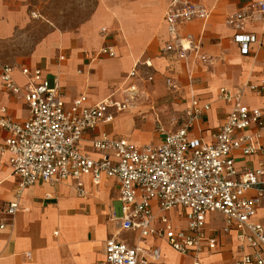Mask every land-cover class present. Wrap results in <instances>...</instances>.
Instances as JSON below:
<instances>
[{"label": "built area", "instance_id": "built-area-1", "mask_svg": "<svg viewBox=\"0 0 264 264\" xmlns=\"http://www.w3.org/2000/svg\"><path fill=\"white\" fill-rule=\"evenodd\" d=\"M208 17L209 11L193 0H171L165 14L170 37L165 51L186 61L193 55L195 63H208V56L199 54L193 35H181L179 30L183 24ZM254 19H264V0L227 17V23L236 29L233 39L242 55L257 41L244 30L246 22ZM116 55L110 45L97 52L98 57ZM138 66L137 62L128 79L137 74ZM187 69L191 76L189 65ZM14 70V66L0 62L3 88L22 96L28 108L23 121L13 120L5 106L0 108V129L8 133L0 142V154L9 156L17 177L14 197L5 208L9 216L20 209L23 192L38 182L56 184L75 179L83 194L85 176H91L94 184L111 178L119 185L121 203V215L117 217L114 211L112 217L121 231L138 232V238L134 246L115 237L108 239L103 264L157 262L159 247L146 250L141 245L150 237L164 240L190 257L193 264H201L202 254L219 246L218 237L207 234L205 228L213 212L224 216L223 232L237 233L242 252L238 264H264V225L257 219L258 208L264 207V103L245 102L248 93L264 94V80L220 88L217 99L229 110L222 124L210 132L203 123L212 104L199 98L190 82V102L177 130L168 131L158 121L162 138L158 144H136L102 135L93 140L100 156L95 159L78 145L83 134L113 122L117 114L132 108L140 97L137 86L129 84L123 89L126 97L122 99L111 96L89 104L82 95L67 103L59 81L50 82L41 67H20L24 86L15 81ZM168 84L175 86L170 80ZM176 209L184 210L185 226L169 215ZM4 227L1 224L0 228Z\"/></svg>", "mask_w": 264, "mask_h": 264}, {"label": "crops", "instance_id": "crops-1", "mask_svg": "<svg viewBox=\"0 0 264 264\" xmlns=\"http://www.w3.org/2000/svg\"><path fill=\"white\" fill-rule=\"evenodd\" d=\"M193 1L204 6L209 17L183 24L179 30L181 35H193L195 42L199 43V54L210 59L205 64L195 63L193 55L186 61L174 52L165 51L170 39L165 14L171 0H96L92 13L74 31L66 33L56 31L41 19H49L45 15L46 0H0V42L12 40L21 30L35 24L45 27L47 31L35 42L28 63L14 66L13 76L19 85L24 86L26 79L20 67H41L48 79L53 76V80L59 81L67 103L82 95L87 96L89 104L111 96L122 99L121 90L128 81V78L124 81L125 77L137 62L138 68H144L152 76L168 75L176 79L184 75L188 96L181 118L190 102L192 82L194 93L212 104L203 123L210 132L222 124L229 110L217 99L220 88H237L264 80V19L246 22L245 32L254 34L257 41L250 44L247 55H242L233 39L236 29L227 23V17L246 11L259 0ZM37 13L41 17L34 16ZM105 45L113 46L117 55L98 57L97 52ZM245 102L260 105L264 103V94L258 97L248 93ZM3 106L15 121H23L28 115L23 97L8 92L0 80V108ZM149 109L155 110L153 106ZM116 117L111 123L100 124L85 132L78 143L81 150L98 159L100 156L93 148V140L102 135L149 144L144 138L134 141L117 134L116 129L120 128L114 126ZM158 121L162 123L157 117L156 123ZM163 125L168 131L177 130H169ZM7 136L8 133L0 129V142ZM161 140L158 134L152 144ZM77 183L75 179L56 184L38 182L23 192L20 209L14 216H9L5 208L14 197L17 177L13 174L9 156L0 154V226L5 224L0 228V264H103L104 247L111 237L132 246L137 243L138 232L121 231L112 217L115 211L113 202H119L118 183L103 178L100 184H94L91 176H85L83 194ZM100 187L109 189L103 192L99 191ZM60 189H70L73 196L62 195ZM262 212L264 207L261 206L257 210V219L264 225ZM214 213H219L225 223L222 213L209 214L206 232L218 237L219 246L214 251H205L201 264H238L242 252L237 233H225L223 226H210V215ZM169 215L175 223L185 226L183 209H176ZM141 245L146 250L159 247V260L153 264H193L190 257L178 253L156 237L148 238Z\"/></svg>", "mask_w": 264, "mask_h": 264}, {"label": "rangeland", "instance_id": "rangeland-1", "mask_svg": "<svg viewBox=\"0 0 264 264\" xmlns=\"http://www.w3.org/2000/svg\"><path fill=\"white\" fill-rule=\"evenodd\" d=\"M46 16L41 18L44 23L49 24L58 32H71L90 15L95 7L96 0H46ZM34 16H40L38 13ZM41 17V16H40ZM50 19L52 22H49ZM55 21V24L54 22ZM47 31L40 24L33 25L32 28L21 30L15 38L9 41L0 42V62L11 66L19 63H28L32 48ZM137 74L130 79L125 77L127 83L135 84L140 90V97L134 106L128 111H123L116 117L114 123L117 134H122L132 140L144 138L147 143L152 144L158 136L156 118L158 117L169 130L178 129L181 125V116L187 99L185 88L186 77L177 76L176 79L168 75L152 76L144 68H138ZM19 78V77H18ZM53 76H49V81H53ZM174 83V87L169 86L168 81ZM123 84L119 85L122 87ZM118 87V86H117ZM115 87L113 90H115ZM121 90L122 96L126 93ZM112 90V91H113ZM150 106L155 108L151 111ZM143 142V141H142ZM108 187H100L99 191L107 192ZM62 195L71 197L73 193L70 189H60ZM113 207L117 216L121 215V203L113 202ZM264 215V212L261 213ZM210 226L220 228L224 226L223 218L219 213L210 215ZM126 235H122V237Z\"/></svg>", "mask_w": 264, "mask_h": 264}, {"label": "bare ground", "instance_id": "bare-ground-1", "mask_svg": "<svg viewBox=\"0 0 264 264\" xmlns=\"http://www.w3.org/2000/svg\"><path fill=\"white\" fill-rule=\"evenodd\" d=\"M136 87V86H135Z\"/></svg>", "mask_w": 264, "mask_h": 264}]
</instances>
